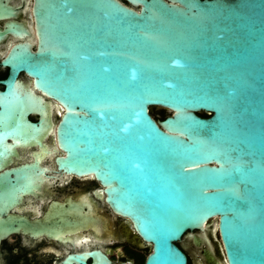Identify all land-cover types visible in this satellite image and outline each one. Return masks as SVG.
<instances>
[{
    "label": "water",
    "instance_id": "1",
    "mask_svg": "<svg viewBox=\"0 0 264 264\" xmlns=\"http://www.w3.org/2000/svg\"><path fill=\"white\" fill-rule=\"evenodd\" d=\"M127 2L33 0L36 48L1 60L0 168L54 132L58 169L104 186L144 264H188L183 239L209 246L193 264H264V0ZM36 172H0V212Z\"/></svg>",
    "mask_w": 264,
    "mask_h": 264
},
{
    "label": "flooded vegetation",
    "instance_id": "2",
    "mask_svg": "<svg viewBox=\"0 0 264 264\" xmlns=\"http://www.w3.org/2000/svg\"><path fill=\"white\" fill-rule=\"evenodd\" d=\"M32 4L33 0H0V80L9 71L1 60L13 46L31 43L36 48ZM17 79L30 80L22 71ZM40 116L33 113L29 119L36 121ZM45 116L53 123L48 130H54L61 111L54 106ZM59 154L62 150L56 146L54 132H49L40 144L16 145L0 168L1 172L36 164L40 169L33 174L32 186L18 190L0 212V264H80L77 259L91 263L95 253L112 264H144L145 248L128 241L126 217L112 210L104 186L92 174L59 170L55 161ZM184 243L177 245L186 253L188 264L194 263L193 256L195 261L206 260V245L194 247L192 254Z\"/></svg>",
    "mask_w": 264,
    "mask_h": 264
},
{
    "label": "rangeland",
    "instance_id": "3",
    "mask_svg": "<svg viewBox=\"0 0 264 264\" xmlns=\"http://www.w3.org/2000/svg\"><path fill=\"white\" fill-rule=\"evenodd\" d=\"M153 111H155V112H159V111H161L162 110V108H158V107H153V109H152ZM165 110V109H164ZM166 112H169L168 110H165ZM206 234H207V236L210 238V239H212V235H211V230H210V227H208L207 228V230H206ZM220 240H219V236H218V233H217V240H213L212 239V244H213V246H214V249H215V253H216V255L218 256V257H221L220 256V249H219V247H218V242H219ZM183 242H185V243H190V241H187V240H185V239H183ZM220 243V242H219ZM201 246H203V245H201ZM207 248H209V246H207ZM150 249H151V246L150 245H147L146 247H145V253H148L149 251H150ZM189 249L190 250H193L194 249V247L192 246V244L190 243V247H189Z\"/></svg>",
    "mask_w": 264,
    "mask_h": 264
},
{
    "label": "trees",
    "instance_id": "4",
    "mask_svg": "<svg viewBox=\"0 0 264 264\" xmlns=\"http://www.w3.org/2000/svg\"><path fill=\"white\" fill-rule=\"evenodd\" d=\"M150 113L152 114V116L157 119V120H161L163 118H165L166 116H168L170 114V112H166L164 109H162L159 112H155L153 110L150 111ZM201 116H208L209 114L206 112H200L199 113Z\"/></svg>",
    "mask_w": 264,
    "mask_h": 264
},
{
    "label": "bare ground",
    "instance_id": "5",
    "mask_svg": "<svg viewBox=\"0 0 264 264\" xmlns=\"http://www.w3.org/2000/svg\"><path fill=\"white\" fill-rule=\"evenodd\" d=\"M216 221V220H215Z\"/></svg>",
    "mask_w": 264,
    "mask_h": 264
}]
</instances>
